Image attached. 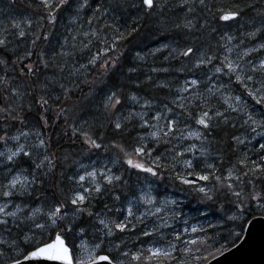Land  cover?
<instances>
[{
	"label": "snow or ice",
	"instance_id": "snow-or-ice-1",
	"mask_svg": "<svg viewBox=\"0 0 264 264\" xmlns=\"http://www.w3.org/2000/svg\"><path fill=\"white\" fill-rule=\"evenodd\" d=\"M261 141L264 0H0V264H190L210 205L264 213Z\"/></svg>",
	"mask_w": 264,
	"mask_h": 264
},
{
	"label": "trees",
	"instance_id": "trees-1",
	"mask_svg": "<svg viewBox=\"0 0 264 264\" xmlns=\"http://www.w3.org/2000/svg\"><path fill=\"white\" fill-rule=\"evenodd\" d=\"M217 1L219 2V4H222L225 6L232 2V0H217ZM20 6L23 7L22 4L18 3L17 8H20ZM23 9H24V7H23ZM128 13L126 15H127V18L129 20L134 18V14H133L134 11L133 10H129ZM59 31L60 30H58V28H57L56 34L53 37V42H55L56 39L60 37ZM143 31H144L145 35L147 33L150 34L151 37H149V41L151 42V44L153 41L157 40L160 37L158 34L150 32L148 28L143 29ZM135 40H131L127 44V54H128V58L130 60H131V57L129 55L130 50H129L128 46L130 47L134 43ZM168 41H171V40L169 39ZM257 139H259V138H257ZM261 142H263V141H261ZM255 143H256V141H253V144H255ZM248 147L250 148L251 145H249ZM226 154H231V153L226 152ZM241 154H243V153H241ZM249 154L250 153H248V155ZM171 190H173V189H171ZM182 204H183L184 212L186 211V213H189L190 215L196 216V214L194 212H190V209L197 207V205H195L194 202H190L187 199H183ZM226 208H227V206L225 205L224 209L220 210L219 205H210L206 209V215L196 216V219H194L195 221L198 222L199 227H200V225L205 226L206 232L200 233V238L194 239V241H196V243L194 245L188 246L191 253H192L191 261L193 263L201 264V263L205 262L207 259L211 258L212 256L216 255L217 253L221 252L222 250H224V249L228 248L229 246H231L232 244H234L238 240V239H236V237L239 236V238H240V236L242 235L245 223L250 217H252L255 214L264 215V213L256 211V212H253L251 215H248L244 220H237L235 222L227 220L225 223H223L221 225L217 221V215L222 214L225 211H227ZM227 222H229V224H226ZM209 224L214 225L215 227L208 228L207 226ZM198 235H195L194 238L197 237ZM131 238L133 239L131 241V244L137 245L136 237L132 236ZM23 251H24V248L21 247L20 252L22 253ZM12 255H19V253L18 254L12 253ZM21 256L22 255H20V257ZM128 259L130 260L131 258H128ZM133 264H135V262H133Z\"/></svg>",
	"mask_w": 264,
	"mask_h": 264
},
{
	"label": "water",
	"instance_id": "water-1",
	"mask_svg": "<svg viewBox=\"0 0 264 264\" xmlns=\"http://www.w3.org/2000/svg\"><path fill=\"white\" fill-rule=\"evenodd\" d=\"M23 264H60L59 261L38 257ZM206 264H264V219L253 218L245 228L241 241Z\"/></svg>",
	"mask_w": 264,
	"mask_h": 264
},
{
	"label": "bare ground",
	"instance_id": "bare-ground-1",
	"mask_svg": "<svg viewBox=\"0 0 264 264\" xmlns=\"http://www.w3.org/2000/svg\"><path fill=\"white\" fill-rule=\"evenodd\" d=\"M4 3H7V0H4ZM217 3H219L218 1H217ZM20 8L24 11V12H26V14L28 13L26 10H24L23 9V7L22 6H20ZM129 14V13H128ZM64 23H65V21L64 20H61V22H60V24L58 25V30H60V31H64V28H63V25H64ZM232 31H233V29H231ZM149 37H151L150 36V34L149 33H147L146 35L144 34L143 36H141V37H138L135 41H134V43L129 47L128 46V48H129V50H130V57H131V60L128 58V64H131V63H133V60H132V57L135 55V53L137 52V51H147L149 48H153V47H156V46H158L157 45V41L158 40H161V37H159L157 40H155V41H153L152 42V44H151V42L149 41ZM154 39V38H153ZM163 42H166V43H171V41H163ZM55 43V42H54ZM117 78L119 79L120 77H119V74H117ZM264 142V141H263ZM243 147V146H242ZM227 152V151H226ZM250 154H249V156H251L252 158H258L257 157V155H256V153L253 151V152H249ZM227 156H225V159H227L228 158V156H231V154H226ZM175 198L176 199H178V200H180V201H182V203H183V199H185V197H184V195L182 194V193H179V192H175ZM226 206H227V208H226V210L227 211H225L224 213H222V214H218L217 215V221H218V223L219 224H223V223H225L228 219H227V217L229 216V215H232L233 213L230 211V206H228L227 204H225ZM230 221V220H229ZM226 224H229V222H227ZM125 239H127L128 237L127 236H125L124 237ZM133 239L132 238H129V240L127 241V244L126 245H132L130 242L132 241ZM116 242H119V240H116V241H114V243H116ZM130 243V244H129ZM133 246H136V245H133ZM137 246H138V248H141V244H140V242L139 241H137ZM145 246V245H144ZM233 248V247H232Z\"/></svg>",
	"mask_w": 264,
	"mask_h": 264
},
{
	"label": "rangeland",
	"instance_id": "rangeland-1",
	"mask_svg": "<svg viewBox=\"0 0 264 264\" xmlns=\"http://www.w3.org/2000/svg\"><path fill=\"white\" fill-rule=\"evenodd\" d=\"M27 14H28V13H27ZM27 14H26V12H24L21 8H16L15 12H13V15H15L18 19H23ZM133 14H134V13H133ZM233 31H235V28H233ZM59 32H60V34L63 33L62 31H59ZM93 51H95V49H93ZM169 194H170V195H173V193H171V191H169ZM191 223H192L193 225H195V221H194V220H192ZM124 239H125V238H124ZM185 239H187V238H185ZM125 240L128 241L129 238H127V239H125ZM116 243H118V242H116ZM124 248H125V250H132V249H133L130 245L124 246ZM19 252H20V250H19ZM14 254H18V253H17V252H14ZM190 264H193V262L190 261ZM194 264H195V263H194Z\"/></svg>",
	"mask_w": 264,
	"mask_h": 264
}]
</instances>
